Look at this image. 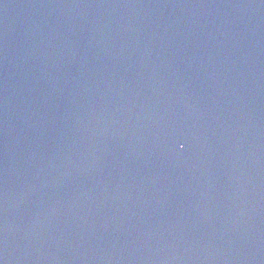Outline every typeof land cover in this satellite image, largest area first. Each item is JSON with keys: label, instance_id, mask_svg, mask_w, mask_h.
<instances>
[{"label": "water", "instance_id": "1", "mask_svg": "<svg viewBox=\"0 0 264 264\" xmlns=\"http://www.w3.org/2000/svg\"><path fill=\"white\" fill-rule=\"evenodd\" d=\"M0 264H264V0H0Z\"/></svg>", "mask_w": 264, "mask_h": 264}]
</instances>
